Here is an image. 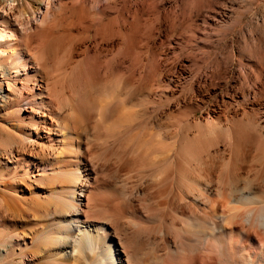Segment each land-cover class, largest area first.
<instances>
[{
    "label": "bare ground",
    "instance_id": "obj_1",
    "mask_svg": "<svg viewBox=\"0 0 264 264\" xmlns=\"http://www.w3.org/2000/svg\"><path fill=\"white\" fill-rule=\"evenodd\" d=\"M255 16L0 0V264H264Z\"/></svg>",
    "mask_w": 264,
    "mask_h": 264
},
{
    "label": "rangeland",
    "instance_id": "obj_2",
    "mask_svg": "<svg viewBox=\"0 0 264 264\" xmlns=\"http://www.w3.org/2000/svg\"><path fill=\"white\" fill-rule=\"evenodd\" d=\"M246 3L243 2V5H245ZM251 4H252V8H254L256 10V21H257V25L255 28V34L261 37H264V0H251ZM246 21V19H243V24H244V33L245 34H250L251 32L249 31V28L247 27V25L244 23ZM242 49L245 52H249L251 49L247 46L242 45Z\"/></svg>",
    "mask_w": 264,
    "mask_h": 264
}]
</instances>
